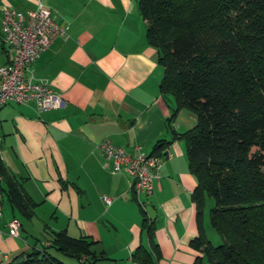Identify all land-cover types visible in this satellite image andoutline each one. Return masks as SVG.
Instances as JSON below:
<instances>
[{
	"label": "crops",
	"instance_id": "obj_1",
	"mask_svg": "<svg viewBox=\"0 0 264 264\" xmlns=\"http://www.w3.org/2000/svg\"><path fill=\"white\" fill-rule=\"evenodd\" d=\"M42 3L64 25L65 36L54 38L29 66L35 76L47 78L63 104L43 111L31 101L0 106L1 159L35 202L31 217H25L1 190L0 264L44 247L52 232L62 229L96 241L107 255L97 264H139L132 254L140 244L148 246V239L131 176L123 168L113 171L112 159L104 164L99 142L109 139L128 153H149L158 138L171 142L160 177L145 196L155 224L156 264H192L199 253L191 245L198 234L191 196L196 178L188 168L183 139L174 138L171 129L192 127L197 115L179 108L169 120L170 129L175 101L159 91L163 66L157 48L146 41L147 21L137 0ZM36 4L0 0V31L2 6L26 10ZM9 56L0 37V61ZM209 199L202 223L211 241L208 232L215 228L209 222ZM13 216L21 222L17 236L8 234L7 221Z\"/></svg>",
	"mask_w": 264,
	"mask_h": 264
},
{
	"label": "trees",
	"instance_id": "obj_2",
	"mask_svg": "<svg viewBox=\"0 0 264 264\" xmlns=\"http://www.w3.org/2000/svg\"><path fill=\"white\" fill-rule=\"evenodd\" d=\"M147 21L146 41L157 48L163 75L158 88L181 107L194 111L195 125L171 129L184 141L188 168L196 178L192 199L199 250L192 264H264V0H137ZM170 139L158 138L150 154L164 156ZM1 185L25 217L35 202L21 189L0 156ZM208 217L221 242L206 236ZM134 199L135 196H134ZM140 206V205H139ZM148 246L132 254L139 264H156L155 224L140 206ZM87 236L52 232L49 244L15 256L5 264H97L104 249ZM21 259L15 262L16 259Z\"/></svg>",
	"mask_w": 264,
	"mask_h": 264
},
{
	"label": "built area",
	"instance_id": "obj_3",
	"mask_svg": "<svg viewBox=\"0 0 264 264\" xmlns=\"http://www.w3.org/2000/svg\"><path fill=\"white\" fill-rule=\"evenodd\" d=\"M65 36V27L49 7L37 0L35 7L26 10L2 6L0 37L10 56L0 61V106L6 103L33 102L38 111L53 109L63 104L62 96L54 91L44 77L34 75L30 64L56 37ZM1 140V137H0ZM104 164L113 161V171L125 169L131 176L130 187L140 206L146 208L149 195L160 177L162 156L142 150L131 154L109 139L99 142ZM1 184V175H0ZM109 202V197L102 196ZM2 192L0 185V217ZM21 222L13 216L7 221L8 234L17 236Z\"/></svg>",
	"mask_w": 264,
	"mask_h": 264
},
{
	"label": "rangeland",
	"instance_id": "obj_4",
	"mask_svg": "<svg viewBox=\"0 0 264 264\" xmlns=\"http://www.w3.org/2000/svg\"><path fill=\"white\" fill-rule=\"evenodd\" d=\"M209 200H210V202H211V204H212V203H213L212 198H210ZM211 204H210V205H211ZM211 233H213L212 238H211ZM208 235H209L211 241H212L214 244H218V243L221 242V238H220L219 234L215 231V229L212 228V229H211V232H208ZM63 258H66V260L69 261V259H67L68 257H63Z\"/></svg>",
	"mask_w": 264,
	"mask_h": 264
},
{
	"label": "water",
	"instance_id": "obj_5",
	"mask_svg": "<svg viewBox=\"0 0 264 264\" xmlns=\"http://www.w3.org/2000/svg\"><path fill=\"white\" fill-rule=\"evenodd\" d=\"M146 208L149 210L150 207L146 205ZM21 259V257H19V259H16L15 262H18Z\"/></svg>",
	"mask_w": 264,
	"mask_h": 264
}]
</instances>
